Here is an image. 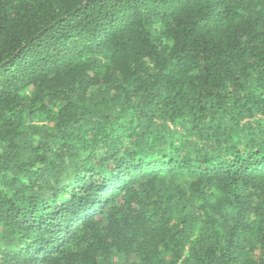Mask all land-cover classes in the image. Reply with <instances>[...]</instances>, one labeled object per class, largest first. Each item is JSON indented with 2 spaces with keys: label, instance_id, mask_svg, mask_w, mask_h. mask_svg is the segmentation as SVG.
I'll use <instances>...</instances> for the list:
<instances>
[{
  "label": "trees",
  "instance_id": "obj_1",
  "mask_svg": "<svg viewBox=\"0 0 264 264\" xmlns=\"http://www.w3.org/2000/svg\"><path fill=\"white\" fill-rule=\"evenodd\" d=\"M0 264H264V0H0Z\"/></svg>",
  "mask_w": 264,
  "mask_h": 264
}]
</instances>
